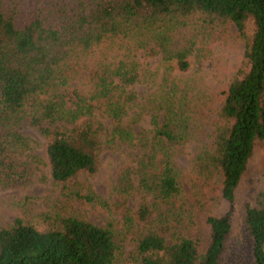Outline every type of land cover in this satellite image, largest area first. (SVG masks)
<instances>
[{
  "label": "trees",
  "instance_id": "trees-1",
  "mask_svg": "<svg viewBox=\"0 0 264 264\" xmlns=\"http://www.w3.org/2000/svg\"><path fill=\"white\" fill-rule=\"evenodd\" d=\"M193 16L206 30L232 23L243 42L241 63L221 94L211 144L192 163L202 185L214 179L210 190L227 204L221 215L205 217L206 242L188 234L196 224L193 208L184 221L182 204L175 207L183 191L173 158L187 136V114L171 89L162 121L153 123L135 184L142 197L152 196L167 210L161 212L154 202L140 204L135 216L147 227L134 251L124 257L110 228L49 209L0 226V264H264V189L241 205L235 222L236 192L256 144L264 154V0H0V124L9 126L20 115L35 126L74 123L114 88L106 79L129 86L149 72L126 53L104 71L90 102L78 97L67 106L56 92L67 85L68 70L102 43L126 52L142 50L146 57L159 54L171 68L187 71L194 44L170 48L169 43L171 33ZM108 110L114 117L121 114L118 106ZM40 132L52 181L97 173L99 144L88 123L72 130L41 127ZM119 132L130 139L129 131ZM27 146L15 131L0 133V185L15 172L12 153ZM71 196L105 205L91 191L74 189ZM124 221L131 226L132 217ZM242 246L246 252L237 260Z\"/></svg>",
  "mask_w": 264,
  "mask_h": 264
},
{
  "label": "rangeland",
  "instance_id": "rangeland-1",
  "mask_svg": "<svg viewBox=\"0 0 264 264\" xmlns=\"http://www.w3.org/2000/svg\"><path fill=\"white\" fill-rule=\"evenodd\" d=\"M200 24L198 16L189 17L184 26L170 35V48L194 44L187 71L171 68L159 54L146 57L142 50L126 52L102 43L84 62L74 64L68 70L67 85L59 87L56 92L64 97L67 106L73 107L78 97L90 102L105 77L104 71L113 67L126 53L149 72L129 86L121 85L116 79H106L114 88L92 103L90 115H83L74 123L43 122L35 126L26 116L20 115L9 126L0 124V133L7 129L15 131L26 138L28 145L12 153L15 172L6 185H0V226L9 224L16 217L27 220L54 209L63 215L74 214L94 225L110 228L123 256L128 257L135 249L136 239L144 234L147 227L135 216L140 204L154 202L161 212L167 210V205L152 196L142 197L135 190V184L139 162L147 156L153 123L162 121L166 93L174 89L176 102L184 107L187 114V136L173 158L183 191V198L175 207L182 204L179 208L183 210L184 221L189 208H193L196 224L188 229V234L200 239L201 243L206 242L205 217L208 214L221 215L227 204L217 197L215 190H210V187H215L214 179L202 185L192 163L194 156L211 144L221 94L241 63L243 42L232 23L211 30L203 29ZM108 105L120 107L121 114L114 117ZM81 123H88L98 140L97 173L93 176L79 174L64 183L54 182L49 176L44 155L45 139L40 129L62 127L72 130ZM121 130L129 131V140L122 138ZM74 189L81 194L93 192L104 200L105 205L90 204L71 196ZM259 189H264V154L261 146L256 144L236 192L235 222L241 205ZM125 216L132 217L131 226L125 223ZM154 216L151 215L150 219ZM179 226L181 230L182 226ZM245 252L242 246L237 260Z\"/></svg>",
  "mask_w": 264,
  "mask_h": 264
}]
</instances>
